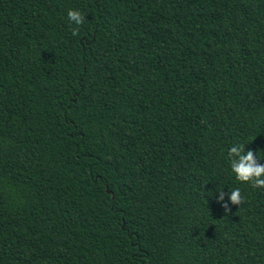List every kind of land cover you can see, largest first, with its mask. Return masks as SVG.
Listing matches in <instances>:
<instances>
[{"label":"trees","instance_id":"1","mask_svg":"<svg viewBox=\"0 0 264 264\" xmlns=\"http://www.w3.org/2000/svg\"><path fill=\"white\" fill-rule=\"evenodd\" d=\"M236 142L264 153V0H0V264H264Z\"/></svg>","mask_w":264,"mask_h":264},{"label":"clouds","instance_id":"2","mask_svg":"<svg viewBox=\"0 0 264 264\" xmlns=\"http://www.w3.org/2000/svg\"><path fill=\"white\" fill-rule=\"evenodd\" d=\"M68 21L75 26H80L84 16L80 11L70 10L67 13ZM77 32L73 31V35ZM241 142L234 143L227 152L230 173L236 181L242 184H250L253 188L264 189V153L257 150H245ZM211 197L221 209L227 213L232 211L233 206L241 203V193L238 188L232 190H214Z\"/></svg>","mask_w":264,"mask_h":264}]
</instances>
